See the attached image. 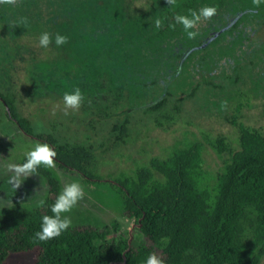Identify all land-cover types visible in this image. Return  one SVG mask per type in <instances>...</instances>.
<instances>
[{"label": "trees", "instance_id": "1", "mask_svg": "<svg viewBox=\"0 0 264 264\" xmlns=\"http://www.w3.org/2000/svg\"><path fill=\"white\" fill-rule=\"evenodd\" d=\"M103 2L97 3L96 9L92 8L94 3L82 2L83 14L104 19L94 27L87 29L89 22L82 19L60 26L59 34L68 38L67 43L61 46L60 53L50 64L35 72L33 84L39 91L48 92L46 86L56 80L61 83L58 92L63 96L68 91L66 75L73 69L79 85L88 83L104 69L109 71L112 66L120 78H125L118 66L128 61V68L134 70L145 55L155 58L153 62L165 57L180 59V70L195 50L208 47L218 37L208 38L198 47L186 48L187 34L173 18L177 14L188 15L189 10L215 6L217 13L208 21L231 22L229 26L227 23L228 27H221L231 32L241 21L253 16L262 18L264 23V2L254 3V0H175L174 6L167 0H151L150 18L144 14L129 18L118 0ZM157 19L162 22L160 29L154 26ZM200 22L192 31H196ZM99 36L105 41L102 50L94 44ZM182 48L186 49L183 53ZM124 71L130 74L134 84L144 87L145 81H138L140 71L137 76L131 75V70ZM239 71H235L234 81L230 82L234 87L242 82ZM201 86L210 85L197 83L188 95L179 98L166 89L160 98L141 106L139 111L155 128L168 131ZM0 99L24 134L55 148V164L63 171L76 172L91 185L106 184L120 198L123 216L135 220L142 237V242L136 243L117 236L118 228L113 224L83 223L70 226L59 237L39 241L35 233L40 230L41 218L52 215L50 205L60 194L57 173L41 165L34 173L46 182L44 205L25 207L13 203L0 212V264L10 254L35 249L39 253L33 264H144L152 253L160 257L163 264H262L264 133L240 122V103L227 118L237 133V150L224 137L205 140L219 158L226 155L221 171L214 178L204 170L202 144L193 142L172 148L164 157H151L134 170L120 171L105 180L88 171L89 167L95 168L98 160L92 147L58 146L49 135L34 133L29 120L19 113L11 93L0 91ZM132 121L128 115L114 124L107 142L112 146L126 144ZM105 144L100 145L101 153L107 152Z\"/></svg>", "mask_w": 264, "mask_h": 264}, {"label": "rangeland", "instance_id": "2", "mask_svg": "<svg viewBox=\"0 0 264 264\" xmlns=\"http://www.w3.org/2000/svg\"><path fill=\"white\" fill-rule=\"evenodd\" d=\"M86 1L94 3L92 8L96 9L97 3L104 0H14L12 4L0 3V91L15 97L19 113L29 120L34 133L49 135L58 146L92 147L98 160L95 168L89 167L88 171L105 180L120 171H132L151 157H164L172 148L193 142L202 144L204 170L214 178L221 171L226 155L219 158L205 140L224 137L237 150V133L227 118L234 114L239 103L242 105L240 122L264 133V23L256 16L244 19L232 32L221 28L228 27L231 22L201 21L195 29L196 37L188 39L186 48L198 47L206 39L218 37L208 47L195 50L180 70V59L165 57L153 62L151 60L155 58L145 55L134 70L128 68V61L122 63L124 66H118L125 78H120L112 66L109 71L104 69L88 83L79 85L73 69L66 75L65 82L68 91L75 87L81 89L84 100L78 109H65L63 96L58 92L61 83L56 80L46 86L48 92L39 91L33 84L35 72L50 64L49 61L61 51V46L54 43L48 48L40 47V34L47 31L54 38L60 26L66 25L67 21L71 24V20L88 21L87 29L104 20L81 12L82 2ZM118 1L129 18L140 14L150 18L148 5L151 0ZM98 40L94 44L102 50L104 37L99 36ZM185 51V48L181 49L182 53ZM150 54L155 56V53ZM237 69H240L238 73L242 82L234 87L230 82L234 81ZM124 70H131V75L136 76L140 71L145 78L138 75V81H145L144 87L134 84ZM197 83L210 86H201L194 100L184 105L180 118L168 131L155 128L139 111L141 106L160 98L166 89L179 98L188 95ZM128 115L133 121L127 143L112 146L107 142L111 127ZM37 143L41 142L17 127L0 99V212L13 203L36 207L45 199L46 182L40 175L17 174L10 168L13 164H21L25 154ZM101 144H105L106 153H101ZM53 169L60 179V192L66 183L73 181L79 182L85 192L83 199L66 214L71 226L113 224L118 228L117 236L142 242L135 220L123 216L120 198L106 184L91 185L82 175L65 172L56 164ZM10 180L20 185L14 188ZM38 253L35 249L10 254L2 264H33Z\"/></svg>", "mask_w": 264, "mask_h": 264}, {"label": "clouds", "instance_id": "3", "mask_svg": "<svg viewBox=\"0 0 264 264\" xmlns=\"http://www.w3.org/2000/svg\"><path fill=\"white\" fill-rule=\"evenodd\" d=\"M264 2V0H254V3ZM0 3L12 4L14 0H0ZM169 5L174 6L175 0H167ZM188 15H175V24L182 25L184 32L187 34L188 39L196 37L197 33L192 31L194 27L201 21L211 20L217 13L215 6H203L198 10H189ZM26 22V21H25ZM156 29L162 27L161 20L157 19L154 22ZM67 37L57 33L54 38L45 31L39 36V46L42 48H48L50 44L57 47L67 43ZM63 104L65 109H78L84 96L79 87L73 88L71 91H66L63 94ZM56 150L53 146L47 143H37L26 154L25 160L22 164H13L10 168L17 174H31L34 173L37 168L44 165L48 168H53L55 164ZM12 186L15 188L19 186V182L10 180ZM85 195L84 189L79 182L73 181L66 183L60 194L55 199V202L50 205V211L52 215H45L41 218L40 230L35 233L36 238L39 241H46L56 237H59L71 226V220L67 213H70L73 207L78 201L83 199ZM45 201L40 200L35 206L42 207ZM144 264H163V260L155 253L148 255L145 258Z\"/></svg>", "mask_w": 264, "mask_h": 264}, {"label": "water", "instance_id": "4", "mask_svg": "<svg viewBox=\"0 0 264 264\" xmlns=\"http://www.w3.org/2000/svg\"><path fill=\"white\" fill-rule=\"evenodd\" d=\"M215 36H217V35H215Z\"/></svg>", "mask_w": 264, "mask_h": 264}]
</instances>
